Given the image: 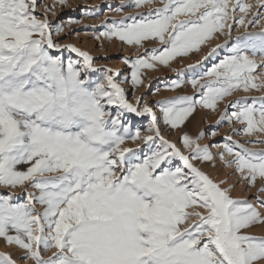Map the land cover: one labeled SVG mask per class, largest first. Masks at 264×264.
<instances>
[{
	"label": "snow or ice",
	"instance_id": "6c2138e0",
	"mask_svg": "<svg viewBox=\"0 0 264 264\" xmlns=\"http://www.w3.org/2000/svg\"><path fill=\"white\" fill-rule=\"evenodd\" d=\"M38 7L0 0V188L24 191L23 199L0 193V240L21 251L22 264H264V236L250 232L264 226V186L255 203L233 198L226 180L194 163L216 159L200 143L204 133H185L177 146L160 127L162 119L180 129L197 107L216 112L234 93L264 89V31H247L264 22V0H128L121 8L149 11L104 23L95 37L144 49L123 58L131 72L121 80L87 51L56 42L64 25L40 18ZM234 25L246 34L218 61L220 46L212 47L203 57L211 67L190 79L172 67L217 34L230 37ZM158 65L177 72L169 90L195 92L158 101L160 117L122 87L143 86L144 70ZM129 113L150 117L147 134L132 129ZM220 120L242 127L213 147L255 187L264 181V148L254 150L264 144V97L230 101ZM234 135L256 139L249 147ZM0 264L18 261L0 252Z\"/></svg>",
	"mask_w": 264,
	"mask_h": 264
},
{
	"label": "rangeland",
	"instance_id": "374dc122",
	"mask_svg": "<svg viewBox=\"0 0 264 264\" xmlns=\"http://www.w3.org/2000/svg\"><path fill=\"white\" fill-rule=\"evenodd\" d=\"M128 0H66L64 5L59 3V0H37L39 5L37 9V15L40 18H44L45 15L52 24H63L64 31L59 35H54V40L61 44H71L79 48L81 51H87L95 62V66L98 70L111 68L114 71L121 73V76L116 77L117 80H121L124 76L130 77V68L123 63L124 57L135 59L139 54H142L144 49H137L135 47H129L122 44L118 40L108 41L103 36L100 39H96V35L104 31V23H111L113 21H119L125 19V15H136L139 12H147L148 8L136 10L134 8L124 7ZM235 2V0H233ZM253 5L256 4V0H248ZM120 9V11H117ZM257 9H254L256 11ZM123 13V14H122ZM249 19L252 18V14H249ZM69 21H78V23L69 25ZM231 23V21H230ZM238 28L237 31H233L231 36L218 35L217 39H213L209 44L203 46L199 53H192L189 57L178 58L172 62V67L176 68L178 72L186 73V79H190L192 75L202 72L204 67H211L212 61L204 60L203 57L210 51L212 47L217 48L219 55L216 60L222 59L224 55H227L228 48L231 46L236 37H240L246 34L245 29L239 28L238 25H234ZM247 31L260 32L264 31V22L258 23L256 26L249 25ZM146 47L152 48L158 46L155 42H146ZM64 58H76L75 53L65 51L63 53ZM257 62H260L261 57H255ZM192 67H189V66ZM145 83L139 88H133L130 80L128 83L122 84L128 95L130 103L135 104L137 97L146 98V103L153 107V111L160 117L159 108L156 107L158 101L172 99L178 95H195L194 90L190 84H186L182 89L176 91L169 90V85L173 79L176 78L177 72H173L171 68H165L158 65L156 70H144ZM260 72V69H257ZM99 72L93 73L92 78H97ZM264 80V75L261 76ZM159 89V91H156ZM264 97V89L257 92L252 90L248 93L243 91L234 93L226 101L222 102L218 106V110L213 112L209 109L197 107L196 111L185 121L184 125L180 129H171L169 126L164 125L161 119L160 127L165 139L176 143L177 146L181 144L182 136L187 133L193 138L197 137L201 133L205 134V139L200 141L202 146H210L211 151L216 159L213 162H199L195 161L197 167L201 168L210 178L219 181H227L225 187H232L234 190L231 195L238 200H245L255 203L259 190L264 186V181H258L255 187H250L247 182L240 179L239 174L234 173V170L228 168L223 160L219 158L218 152L220 151L213 145L225 143V137L232 135L233 130L239 129L242 126L237 124L229 125L227 122L220 120L226 105L236 99H248ZM128 122L132 126V129H140L143 134H147L146 129L150 123V117L136 116L134 113L127 114ZM216 134L213 135L212 133ZM260 139H264V134H259ZM233 139L248 145L249 140H255L256 137L248 136H233ZM128 147L136 148L137 145L128 142ZM143 149L144 145H139ZM264 148V144L259 145L254 150H260ZM231 159V157H229ZM175 163H179L178 161ZM0 193H11L16 197L23 199L24 191L22 189H4L0 188ZM264 199V196L260 197ZM252 235L264 236V226H255L250 230ZM0 252H7L13 255L17 259L18 264H22L20 257L21 251L17 248L9 247L3 240H0ZM50 255L46 253L45 257ZM27 264H32L28 261Z\"/></svg>",
	"mask_w": 264,
	"mask_h": 264
}]
</instances>
